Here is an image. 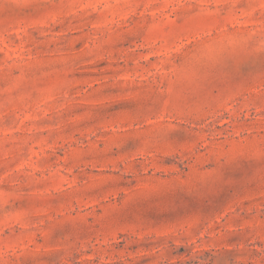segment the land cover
<instances>
[{
    "label": "rangeland",
    "instance_id": "1",
    "mask_svg": "<svg viewBox=\"0 0 264 264\" xmlns=\"http://www.w3.org/2000/svg\"><path fill=\"white\" fill-rule=\"evenodd\" d=\"M0 264H264V0H0Z\"/></svg>",
    "mask_w": 264,
    "mask_h": 264
}]
</instances>
